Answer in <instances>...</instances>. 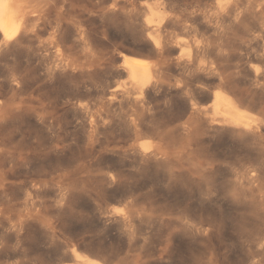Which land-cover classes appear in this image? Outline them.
Here are the masks:
<instances>
[{
    "label": "rangeland",
    "instance_id": "374dc122",
    "mask_svg": "<svg viewBox=\"0 0 264 264\" xmlns=\"http://www.w3.org/2000/svg\"><path fill=\"white\" fill-rule=\"evenodd\" d=\"M161 1L166 13L180 15L224 0ZM115 2L113 16L108 11ZM154 2L66 1L69 26L88 35L95 64L86 74L78 68L79 50H66L62 62L51 59L52 75L25 52L0 63V96L14 111L0 131L1 186L9 201L0 208L12 224L25 220L20 235L0 237V264H74L72 248L104 264H264V134L250 140L178 132L184 102L173 87L175 54L164 53L162 88L141 115L166 132L162 141L135 136L129 109L119 96L108 100L126 81L121 55L162 59L147 47L143 28ZM255 19L263 31L248 37ZM203 32L175 29L170 38L188 53ZM229 37V49L241 57L224 74L238 80L237 99L256 94V108L245 103L244 111L264 126V90L255 93L252 82L253 71H264V13L235 25ZM10 72L26 80L14 86ZM203 83L207 90L216 82Z\"/></svg>",
    "mask_w": 264,
    "mask_h": 264
},
{
    "label": "bare ground",
    "instance_id": "6f19581e",
    "mask_svg": "<svg viewBox=\"0 0 264 264\" xmlns=\"http://www.w3.org/2000/svg\"><path fill=\"white\" fill-rule=\"evenodd\" d=\"M66 1L0 0V63L25 52L33 55L40 66L45 68L49 75H52L57 70L51 68V59L59 60L61 58L62 62L68 53L66 50H79V53L84 56V61L78 63V68L81 74H86L95 64L94 60L88 58L92 54V51L88 49V35L83 28L69 26L68 20L71 17V12L66 9ZM118 4L115 2L109 9L108 12L111 15L116 14ZM102 12L103 10H101ZM263 13L264 0L214 1L204 8L191 7L180 15L177 12L166 13V6L161 0H155L154 6H147L143 26L149 40L146 44L147 47L151 48L159 58H162L164 53L176 56L172 55L175 57H173L175 70H177L175 74L178 77L173 76L176 78L175 81L173 80V87L177 93L182 95L183 98L179 97L184 102L181 115L176 120L179 122V125L176 126L178 132L188 137L201 131H211L218 135L237 133L250 140L259 139L264 134L263 124L246 115V111H244L245 103L256 108V94L240 93L241 96L239 95L240 98L237 99L233 86L238 80L224 74L230 69L231 60H234L235 56L236 58L241 57L233 49H229L228 42L231 39L229 36L233 33L234 26L243 23L247 18H256L257 15L261 17ZM254 23L247 33L248 37H259V32L263 31L260 21L257 22L255 19ZM175 29L187 34H194V36H198L204 31L203 34L208 33L209 36L202 34L203 38L192 44L193 49L188 53H183V49H181L184 47L183 43L171 41L170 32ZM72 38H74L73 48L70 49L68 46L66 48ZM163 58L165 59V57ZM163 58L160 62L152 63L141 57H136V55H121L122 65L125 69L121 73L126 81L123 82L122 88L116 89L120 92L112 90L108 99L112 102L115 97L119 96L120 99L117 100H120V104L129 109L128 124L135 136L150 134L160 141L164 139L166 132L164 134L161 131L163 129H160L159 126L143 121L144 118L141 115L148 107L149 99L153 98V95L159 96V91L162 88L159 78L161 68H163L160 65L165 64L163 61L167 60H163ZM262 58L264 60V56ZM68 66L69 62H63L62 68ZM163 71L165 72V70ZM26 72L29 71L26 70ZM19 74L10 72L8 75V80L14 86L21 81L24 82L25 77ZM252 76L255 93L264 90V81H262L264 71L262 76L258 71H253ZM209 80H212L213 84L216 83L204 90L205 83L203 81ZM167 86L169 87V85ZM165 90L166 88L164 93ZM172 92L174 91L172 90ZM198 92L200 95L196 98L195 95ZM116 102L118 103V101ZM200 103L205 104L200 105ZM145 115L146 113H144V117ZM13 117L14 111L6 108L5 102L0 96V131L3 124L8 123ZM248 120L253 122H248ZM159 149L158 145L155 153ZM141 155L146 156L147 152H141ZM2 159L0 152V165H2ZM5 163H7V159ZM1 175L0 172V204L6 205L9 201L4 197L5 187L1 186ZM253 175L251 174V176ZM24 225L25 220L12 224L3 209L0 208V237L2 240L11 235H20ZM70 255L74 264H104L76 248L70 250Z\"/></svg>",
    "mask_w": 264,
    "mask_h": 264
}]
</instances>
